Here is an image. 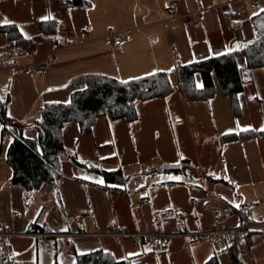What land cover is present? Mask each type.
Returning <instances> with one entry per match:
<instances>
[{"label":"crops","instance_id":"1","mask_svg":"<svg viewBox=\"0 0 264 264\" xmlns=\"http://www.w3.org/2000/svg\"><path fill=\"white\" fill-rule=\"evenodd\" d=\"M88 1L70 7L57 0H0L4 20L25 38L16 44L0 32V95L9 97L8 116L26 128L44 103L69 101L82 86L75 78L131 80L222 55L255 38L252 16L264 9V0ZM186 14L201 24H190ZM48 20L57 27L49 24L46 32ZM112 31L125 35L122 44ZM238 62L246 80L237 109L219 91L209 100L187 101L175 90L138 100L135 120L106 112L89 130L74 120L64 124V145L103 170L122 168L127 183L134 181L128 192L111 191L102 175L65 156L55 184L25 191L11 182L5 155L12 135L0 124V224L11 232L12 263L75 264L78 254L103 248L146 264H205L218 254L216 244L185 233L231 228L246 217L264 221V138L221 142L225 133L264 130V67L248 70L244 58ZM39 65L46 66L42 74ZM182 159L191 162L186 171L155 172L162 162ZM209 202L219 205L217 214ZM33 222L44 232H28ZM112 228L126 234L119 240L109 234ZM138 233L168 237L153 246ZM244 244L250 251L244 261L264 264V232L242 239L243 252Z\"/></svg>","mask_w":264,"mask_h":264},{"label":"trees","instance_id":"2","mask_svg":"<svg viewBox=\"0 0 264 264\" xmlns=\"http://www.w3.org/2000/svg\"><path fill=\"white\" fill-rule=\"evenodd\" d=\"M70 7L89 5L88 0H57ZM0 13V32L15 40L16 44L25 41L19 28L13 24H4ZM255 38L236 46L222 55L211 56L203 60L193 61L177 66L172 71L152 73L131 80H119L102 74H85L72 82L82 85L73 90L67 102H46L40 110L39 118L29 125L36 130V136L28 137L24 130L10 125L13 121L8 116L7 104L0 95V124L3 133L12 135L11 143L6 151V163L12 169L11 182L27 192L38 190L44 183L55 184L62 176L60 162L63 156L76 165L94 171L103 176L105 186L113 192H128L127 178L122 168L106 171L87 161L81 160L74 151L67 148L62 139V128L68 121H77L84 130L91 129L99 116L108 112L113 119L137 117L136 102L157 96H167L179 90L187 101L209 100L217 91L228 95L238 107V96L243 90L246 80L239 59L244 58L245 69L264 67V9L252 16ZM49 24L57 27L56 21L42 23V29L49 31ZM28 127V126H27ZM251 138H264V130L253 129L225 133L221 142L244 141ZM191 167V162L182 159L175 163H160L155 172H180ZM148 170L152 168L148 167ZM214 181L228 182L208 174ZM144 199V198H143ZM28 232H44V228L33 222ZM252 233V232H250ZM249 233V234H250ZM247 234V236L249 235ZM246 236V237H247ZM232 264H246L241 248L235 243L225 249ZM219 253V251H217ZM0 264H7L1 258ZM75 264H146L137 256L118 259L112 251L103 248L78 254ZM205 264H220L218 254L212 256Z\"/></svg>","mask_w":264,"mask_h":264},{"label":"built area","instance_id":"3","mask_svg":"<svg viewBox=\"0 0 264 264\" xmlns=\"http://www.w3.org/2000/svg\"><path fill=\"white\" fill-rule=\"evenodd\" d=\"M172 10H175L172 8ZM186 19L190 22V24L194 26H199L201 23L198 21L194 15L192 14H186ZM111 35L115 39V44L120 45L125 39V35L123 33L118 32H111ZM46 66L45 65H39L36 69L37 74H42L45 72ZM208 206L217 213L219 205L214 202H209ZM252 206V203L247 205V208L249 209ZM246 208V209H247ZM217 210V211H216ZM255 231H264V221H254L248 219V222H244L243 224L226 228V229H215V230H201V231H193V232H187L185 235L189 237L191 241L203 239V238H211L213 242L216 244L218 248H227L235 243H238L244 239L247 234L250 232ZM81 234H87L85 231H81ZM110 235L116 236L121 240V238L126 234L123 230L120 228H112L109 231ZM11 235V232L6 229V227L2 224H0V252H1V258L6 260L7 264H13L12 259L10 257L12 252V247L8 242V237ZM136 236L139 239H142L146 242L151 243L153 246H158L159 243H165L167 241L168 235L165 233H159L157 235H152L149 233H138Z\"/></svg>","mask_w":264,"mask_h":264},{"label":"rangeland","instance_id":"4","mask_svg":"<svg viewBox=\"0 0 264 264\" xmlns=\"http://www.w3.org/2000/svg\"><path fill=\"white\" fill-rule=\"evenodd\" d=\"M241 64H242V62H241ZM25 135L26 136H28V137H34V136H36V130H35V128H33V127H29V128H26L25 129ZM141 178V177H140ZM140 179L138 178L137 179V181H139ZM134 181H130L129 183H127V184H129V185H131L132 183H133ZM142 181H140V183H141ZM208 208L212 211V212H214L215 213V211L214 210H212L209 206H208ZM246 208H247V205H246ZM219 209V208H218ZM248 209V208H247ZM247 209H245V211L247 210ZM217 211V210H216ZM217 213H218V211H217ZM216 213V214H217ZM244 222H248V218L246 217V219L244 220V221H242L241 222V224H243ZM240 225V224H239ZM260 232H264V231H260ZM194 241V240H193ZM217 247V246H216ZM228 248V247H227ZM227 248H218L217 247V249H218V251H219V253H218V255H219V259H220V257L222 256V255H224V259H220L219 260V262H220V264H232V261H231V258H230V256H229V253L225 250V249H227ZM243 249H244V251L245 252H243L242 251V248H241V254H242V256L244 257V258H248V259H250V251H249V249H248V247L246 246V244H244L243 245ZM245 253L247 254V256L245 257ZM246 264H250V263H247L246 262Z\"/></svg>","mask_w":264,"mask_h":264},{"label":"water","instance_id":"5","mask_svg":"<svg viewBox=\"0 0 264 264\" xmlns=\"http://www.w3.org/2000/svg\"><path fill=\"white\" fill-rule=\"evenodd\" d=\"M10 125H11V126H14V127H18V128H22V127H24L23 123H21V122H19V121H15V120L11 121V122H10ZM188 172H190V171L188 170ZM191 172H192V171H191Z\"/></svg>","mask_w":264,"mask_h":264},{"label":"snow or ice","instance_id":"6","mask_svg":"<svg viewBox=\"0 0 264 264\" xmlns=\"http://www.w3.org/2000/svg\"><path fill=\"white\" fill-rule=\"evenodd\" d=\"M3 23L4 24H9V23H12L11 21H8L7 19H5L4 21H3Z\"/></svg>","mask_w":264,"mask_h":264}]
</instances>
